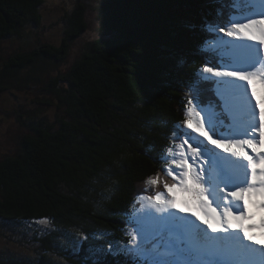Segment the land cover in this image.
I'll list each match as a JSON object with an SVG mask.
<instances>
[{
    "label": "trees",
    "instance_id": "1",
    "mask_svg": "<svg viewBox=\"0 0 264 264\" xmlns=\"http://www.w3.org/2000/svg\"><path fill=\"white\" fill-rule=\"evenodd\" d=\"M92 2L65 0L52 26L46 0H0V52L18 44L0 56V92L41 87L39 109L21 112L26 131L0 151V235L32 252L0 244V264H91L90 246L131 247L137 197L162 190L146 179L171 183L159 156L184 120L191 85L208 61L222 62L214 43L228 38L206 29L228 15L217 16L215 0ZM95 13L97 36L84 41ZM201 83L203 101L219 111L215 84ZM99 258L134 264L131 254Z\"/></svg>",
    "mask_w": 264,
    "mask_h": 264
},
{
    "label": "snow or ice",
    "instance_id": "2",
    "mask_svg": "<svg viewBox=\"0 0 264 264\" xmlns=\"http://www.w3.org/2000/svg\"><path fill=\"white\" fill-rule=\"evenodd\" d=\"M215 2L221 5L217 16L223 17L225 8L228 15L206 29L228 39L215 40L222 62L208 61L200 70L184 120L173 125L172 143L159 156L171 183L159 173L146 179V185L162 190L137 197L144 203L131 247L109 243L105 252L90 246L91 264H107L99 257L121 253L131 254L134 264H264V216L246 225L253 216L244 203L248 197L264 210V109H259L264 96L254 102L253 90L254 82L264 90V0ZM201 81L215 84L219 111L203 101ZM178 193L190 197L183 206ZM255 229L260 239L249 234ZM87 239L80 237L75 246Z\"/></svg>",
    "mask_w": 264,
    "mask_h": 264
},
{
    "label": "rangeland",
    "instance_id": "3",
    "mask_svg": "<svg viewBox=\"0 0 264 264\" xmlns=\"http://www.w3.org/2000/svg\"><path fill=\"white\" fill-rule=\"evenodd\" d=\"M64 1L65 0H46L45 6L48 9L45 13L44 25L49 24V25L55 26L59 24L62 8L64 7L63 6ZM85 2L88 3V5H92V6L94 5V8L96 7L95 5L96 2H92V0H85ZM97 3L99 5V2ZM94 16L95 17H93V20L90 21V26H91L90 33L86 35L87 36L86 39L85 38L82 39L84 41L88 40L87 38L97 36L96 34L97 32L94 31L93 29H96V28L99 29L98 24L100 23V21L98 22L97 13H95ZM40 30H42V28H40ZM58 37L60 38V35H58ZM74 45H76L74 46L75 51H73V53L75 54L79 51L77 50L78 44L76 43ZM3 46L4 48L0 52V56L2 57L3 55L7 57L9 54L15 51L18 44L6 42ZM69 60L71 62V60H73V57ZM15 86L16 87L13 89V91L8 90V91H5L4 93L0 92V151L2 150L6 151L7 148L13 145L14 143L13 139L17 135L22 133V130L26 131V127L23 126L22 124L23 116L21 112L34 109L35 107L39 109L38 100L41 97V93H40L41 87L40 86L33 87V86H28V85H20L17 82ZM12 93H14V95ZM258 94L262 96L264 92L260 91V93ZM40 107L42 108L45 106L40 105ZM262 107L264 108V103H262ZM46 114H48V119H50L49 121H52V119L56 117L54 112H46ZM9 153L10 152L6 154H9ZM187 199H190V198H187ZM139 210L137 211L138 214H139ZM37 227L38 226L33 224L32 230L35 231ZM6 233H8V235L10 236V230H6ZM0 244H2V247L4 246L9 247L10 245H12L13 248L15 249H17L18 247L24 248L26 250L25 251L26 254H29L32 252V249L30 247L28 248L24 246L23 244H21L20 242L17 244L16 242L10 241L9 239L2 241L1 235H0Z\"/></svg>",
    "mask_w": 264,
    "mask_h": 264
},
{
    "label": "bare ground",
    "instance_id": "4",
    "mask_svg": "<svg viewBox=\"0 0 264 264\" xmlns=\"http://www.w3.org/2000/svg\"><path fill=\"white\" fill-rule=\"evenodd\" d=\"M247 206L248 207H252V205H249V204H247ZM252 216H253V219L252 220L245 221V224L246 225L253 224V223L258 224L260 222L261 217L264 216V213L262 214V213H258V212L257 213L256 212H253L252 213ZM253 233H255V231L251 232L250 235H252ZM254 235H256V234H254Z\"/></svg>",
    "mask_w": 264,
    "mask_h": 264
}]
</instances>
